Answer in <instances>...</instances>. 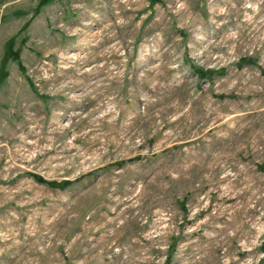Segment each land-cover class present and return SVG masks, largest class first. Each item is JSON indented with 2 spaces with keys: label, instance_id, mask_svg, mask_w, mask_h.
I'll return each mask as SVG.
<instances>
[{
  "label": "rangeland",
  "instance_id": "rangeland-1",
  "mask_svg": "<svg viewBox=\"0 0 264 264\" xmlns=\"http://www.w3.org/2000/svg\"><path fill=\"white\" fill-rule=\"evenodd\" d=\"M0 264H264V0H0Z\"/></svg>",
  "mask_w": 264,
  "mask_h": 264
},
{
  "label": "trees",
  "instance_id": "trees-1",
  "mask_svg": "<svg viewBox=\"0 0 264 264\" xmlns=\"http://www.w3.org/2000/svg\"><path fill=\"white\" fill-rule=\"evenodd\" d=\"M202 72H204V70L201 71V73H202ZM61 180L64 181V182H66L67 179H61ZM61 180L54 181V179H49V180H47V181H49V182H54V183H63Z\"/></svg>",
  "mask_w": 264,
  "mask_h": 264
}]
</instances>
